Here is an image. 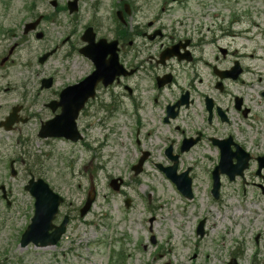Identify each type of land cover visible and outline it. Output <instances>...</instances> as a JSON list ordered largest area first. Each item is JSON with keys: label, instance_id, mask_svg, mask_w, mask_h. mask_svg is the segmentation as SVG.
<instances>
[{"label": "rangeland", "instance_id": "1", "mask_svg": "<svg viewBox=\"0 0 264 264\" xmlns=\"http://www.w3.org/2000/svg\"><path fill=\"white\" fill-rule=\"evenodd\" d=\"M89 5L88 0L79 4L85 17L78 23L63 17L64 27L56 30L43 24L45 38L38 40L23 34V24L35 12L51 11L49 4L44 0H0V28L4 29L0 61L14 46L13 55L0 66V122L15 106L22 108L20 117L28 119L10 132L0 129V186L10 202L7 206L0 192V264H228L231 258L236 264H264V196L258 195L257 205L246 204L238 200L231 186L223 189L221 201L212 202L204 169L211 166L206 158L213 156L181 158L179 169L191 166L195 177L193 198L188 201L155 168L156 163L169 165L168 159L147 161L142 174L134 176L130 170L137 163L133 162V143L120 128L121 117L116 114L108 119V112L84 109L77 120L84 143L37 137L40 123L53 117L46 107L49 102L58 100L61 89L86 75L85 60L77 51L80 44L68 56V44H62V38L69 30H80L93 14ZM186 8L179 15L188 18L191 11L196 31L193 41L198 32L204 41L217 40L233 53L229 64L236 59L244 69L240 81L230 85V94L245 100L250 115L246 119L232 115L230 131L248 133L253 152L264 155V0H189ZM73 16L77 18V14ZM58 30L61 35L55 34ZM77 40L72 38L71 45ZM55 48L57 52L47 62L37 61ZM208 51L203 50V57ZM197 66L201 86L206 94H213L208 92L212 88L209 67ZM189 75L186 71L185 77ZM49 77L53 86L42 89L40 81ZM97 121H104L106 128L95 127ZM103 142L101 158L96 160L93 150ZM10 161H14V177L9 174ZM30 175L42 178L64 199L54 221L58 225L68 214L70 223L56 246H19L21 233L34 213V199L23 188ZM113 178L123 182L118 192L108 185ZM92 185L96 199L81 219L79 208ZM126 199L129 208L124 206ZM238 206L243 216L232 217ZM254 212L259 215L257 221ZM200 220H205L203 237L195 233ZM236 250L241 251L238 257L232 254ZM118 255L123 259L118 260Z\"/></svg>", "mask_w": 264, "mask_h": 264}, {"label": "flooded vegetation", "instance_id": "2", "mask_svg": "<svg viewBox=\"0 0 264 264\" xmlns=\"http://www.w3.org/2000/svg\"><path fill=\"white\" fill-rule=\"evenodd\" d=\"M44 1L51 11L35 12L30 21L40 19L36 31L29 33L35 38L41 34L38 40L45 38L43 24L56 30L64 27L63 17L78 23L83 16L79 10L82 0L77 18L68 13L69 0ZM88 1L93 14L84 20L80 30H69L62 44H68L70 56L75 45L80 44L81 49L88 45L83 37L86 40V31L90 30L93 44L102 43L89 54L96 55L94 58L103 71L118 70L120 74L111 86L103 88L98 84L95 97L86 103L85 109L108 112V119L115 114L121 117L120 128L133 143V162L213 156L206 158L211 166L204 169L210 200L221 201L223 189L233 186L239 201L257 205L258 195L264 196V155L253 152L248 133L230 131L232 115L241 119L250 115L245 100L230 94V85L240 81L244 72L242 68L238 79L234 78L239 65L236 59L229 64L233 53L213 38L204 41L199 32L193 41L196 31L191 24V11L188 18L179 15L181 9L187 12L189 0ZM55 34L61 35L59 30ZM72 38L78 40L71 45ZM13 49L14 46L11 55ZM81 49H77L78 53ZM204 49H209L206 57L202 55ZM82 58L88 76L94 71L95 61L90 56ZM200 63L209 67L212 88L208 92L213 94H206L202 80L197 78L195 71ZM186 71H190L187 77ZM103 122L101 127L106 128ZM103 146L104 143L93 150L94 159L101 157ZM220 155H224L225 161L215 177ZM184 170L190 171L193 192V169L185 167L180 172ZM231 199L236 204L234 195ZM254 214L257 221L259 215ZM204 233L205 228L202 236ZM255 237L257 244L260 236ZM240 253L236 250L232 254Z\"/></svg>", "mask_w": 264, "mask_h": 264}, {"label": "water", "instance_id": "3", "mask_svg": "<svg viewBox=\"0 0 264 264\" xmlns=\"http://www.w3.org/2000/svg\"><path fill=\"white\" fill-rule=\"evenodd\" d=\"M32 29V27L27 26L26 32ZM48 56V55H47ZM47 56H43L39 59L40 63H44L47 59ZM96 71L89 79H84L82 83L79 85H75L69 88H66L61 92L60 101L58 103H50L49 107L54 112L58 107L61 108V114L59 116H55L53 120L48 122L45 126L41 127V131L39 132V136L46 137H56V138H66L71 140L72 142L78 141L80 138L76 128H75V119L77 118L78 112L84 107V102L90 95H93V90L95 84L98 81H102L104 86L110 83L116 72L106 71L103 72L97 66ZM41 84L45 88H49L51 86V79L47 81H42ZM19 108H15L12 111V114L6 118L4 123L0 124V127H3L6 131H8L12 125L19 121L16 118V114ZM224 157V155H222ZM176 162V159H173ZM144 162H139L137 166H134L132 171L136 174L140 173L141 167ZM12 167L11 175H14L12 163L10 164ZM159 168L165 173L166 177L169 178L172 182L175 183L177 189L185 194L187 197H191L189 193L190 181L187 179L188 173H183L176 177V166L169 167L167 169ZM115 190H118L119 184L117 181L113 180L110 182ZM25 191H27L31 196L35 199L34 204V216L31 219V224L27 227L25 232L23 233L20 241L21 247H26L29 243H33L34 245L44 248L46 246H54L56 245V241L63 234L67 221V216L63 219V223L60 227L55 228V231L52 234H49L48 231L52 229L51 221L54 219L57 214L58 206L63 201L62 198H59L56 194L52 193L50 188L44 183V181L37 180L31 178L27 185L24 187ZM3 191V198L5 199V190L3 187H0ZM94 197L88 195V199L80 211V216H84L93 201ZM9 204V202H8ZM198 233H202V223L198 226Z\"/></svg>", "mask_w": 264, "mask_h": 264}, {"label": "bare ground", "instance_id": "4", "mask_svg": "<svg viewBox=\"0 0 264 264\" xmlns=\"http://www.w3.org/2000/svg\"><path fill=\"white\" fill-rule=\"evenodd\" d=\"M242 212H241V210L239 209L238 211H236V213H231V215H232V217H238L239 215H242L243 216V214H241ZM217 215V214H216ZM217 217H219V215H217ZM44 248H48V247H44Z\"/></svg>", "mask_w": 264, "mask_h": 264}]
</instances>
